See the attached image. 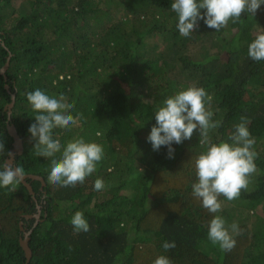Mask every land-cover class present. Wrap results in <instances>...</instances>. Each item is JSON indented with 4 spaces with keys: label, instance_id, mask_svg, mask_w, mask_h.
Masks as SVG:
<instances>
[{
    "label": "trees",
    "instance_id": "trees-1",
    "mask_svg": "<svg viewBox=\"0 0 264 264\" xmlns=\"http://www.w3.org/2000/svg\"><path fill=\"white\" fill-rule=\"evenodd\" d=\"M172 3L0 0V142L7 151L12 147L6 106L15 92L11 115L24 142L15 162L46 182L44 191L39 179L29 178L37 200L23 182L14 191L0 187V264L25 262L20 220L32 228L29 264H154L161 255L171 264H264V215L252 211L264 208V60L248 56L249 44L264 33V4L255 16L244 13L219 31L200 20L186 38L178 32ZM10 52L5 79L1 68ZM193 84L212 97L213 119L222 121L210 132L213 142L231 143L241 117L249 119L256 141L257 169L247 190L231 201L219 197L222 210L216 214L193 196L195 158L205 150L198 130L173 144V158L167 146L154 151L147 139L156 107ZM36 89L64 94L74 104L70 114H82L79 127L55 128L54 140L66 146L83 138L104 148L83 184L51 183L50 159L35 154L28 128L37 113L26 93ZM6 158L0 155V170ZM98 178L105 183L102 191L94 190ZM38 203L42 219L35 223L25 214L36 212ZM77 211L90 231L74 230ZM214 215L239 225L230 252L208 238ZM165 241L176 247L165 251Z\"/></svg>",
    "mask_w": 264,
    "mask_h": 264
},
{
    "label": "clouds",
    "instance_id": "clouds-1",
    "mask_svg": "<svg viewBox=\"0 0 264 264\" xmlns=\"http://www.w3.org/2000/svg\"><path fill=\"white\" fill-rule=\"evenodd\" d=\"M262 4L264 0H173L171 10L178 16L176 27L179 34L187 38L196 32L200 20L209 28L219 31L225 28L229 21L239 22L244 13L255 16ZM248 56L257 62L264 60V33L258 34L249 44ZM26 96L33 111L37 113L35 122L30 125L28 131L36 141L35 154L50 159L49 181L63 187L83 184L102 161L103 146L86 142L83 138L68 141L66 146H62L60 140L53 139L55 128L77 125L82 115L74 117L70 114L74 104L68 103L64 94L58 97L49 96L36 89L26 93ZM211 101L212 97L206 90L194 84L166 98L154 111L156 124L147 139L154 151H158L161 146H167L168 157L173 158V144H181L191 139L194 131L198 130L199 144L205 150L195 158L198 182L192 185L193 196L202 202V206L209 213L216 214L222 210L219 197L223 196L231 201L238 199L242 190H247L250 177L257 169L255 160L258 153L254 150L256 141L251 136L248 128L250 121L247 117H241V122L235 126V131L228 138L231 143L212 141L210 132L219 128L222 121L213 119ZM5 154L12 156L4 143L0 142V155ZM23 179V168L13 166L11 160H6L3 170H0V187L14 191L15 186ZM104 188V181L96 179L94 190L102 191ZM71 224L76 232L90 231V224L81 211L73 215ZM207 228L209 240L218 244L222 251L230 252L235 247L233 234H240L236 222L227 225L223 217L214 215ZM162 247L168 251L175 248L176 244L174 241H165ZM154 264H171V261L161 255Z\"/></svg>",
    "mask_w": 264,
    "mask_h": 264
},
{
    "label": "water",
    "instance_id": "water-1",
    "mask_svg": "<svg viewBox=\"0 0 264 264\" xmlns=\"http://www.w3.org/2000/svg\"><path fill=\"white\" fill-rule=\"evenodd\" d=\"M1 31H0V41L2 40L1 39ZM3 44H5L3 42ZM11 52L10 54L8 55V59H7V62L4 64V66L1 68V72L4 74L5 76V79H7V74H6V70L9 66V61H10V56H11ZM5 87L10 90V86L8 83L5 84ZM15 99H16V93L15 92H11V101L7 104V109H8V124H7V128H8V131L9 133L13 136V143H12V147L10 148L9 152L12 153V156L11 157H8L6 158V160H11V162L13 163V166H18L16 164V156L18 154H21L23 153L24 151V142H23V138L21 136V134L19 133L18 129H17V126L16 124L13 122L12 120V110H13V106H14V103H15ZM30 179H39L41 181V188L43 189L44 186L46 185V182H45V178L40 175V174H37V173H32V172H24V179L22 180V182L26 185V187L29 189V192L32 194L33 198L35 200H37V196H36V192L33 188V185L31 183V180ZM45 191V189H43ZM37 208L38 210L36 212H33V213H29V214H25V216L27 218H30V217H35L36 218V221L35 223H37L41 218V211H42V206L41 204H37ZM20 229L21 231L23 232V235L20 236V244L25 252V262L24 264H29L31 258H32V255H33V251H32V248L30 246V234H31V231H32V228L28 229L26 227V225L24 224V221L23 220H20Z\"/></svg>",
    "mask_w": 264,
    "mask_h": 264
},
{
    "label": "rangeland",
    "instance_id": "rangeland-1",
    "mask_svg": "<svg viewBox=\"0 0 264 264\" xmlns=\"http://www.w3.org/2000/svg\"><path fill=\"white\" fill-rule=\"evenodd\" d=\"M16 2H17V1H16ZM77 126H78V127L80 126V121L78 122L77 125H74V126L71 125V128L74 127V129H75V127H77ZM250 204H251V203H248V205H250ZM253 210L256 211L257 214H262V215H264V211H263L264 208L262 207L261 204L258 205L256 208H252V211H253ZM254 216H255V215H254Z\"/></svg>",
    "mask_w": 264,
    "mask_h": 264
},
{
    "label": "flooded vegetation",
    "instance_id": "flooded-vegetation-1",
    "mask_svg": "<svg viewBox=\"0 0 264 264\" xmlns=\"http://www.w3.org/2000/svg\"><path fill=\"white\" fill-rule=\"evenodd\" d=\"M42 190V188H40Z\"/></svg>",
    "mask_w": 264,
    "mask_h": 264
}]
</instances>
